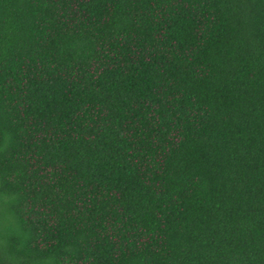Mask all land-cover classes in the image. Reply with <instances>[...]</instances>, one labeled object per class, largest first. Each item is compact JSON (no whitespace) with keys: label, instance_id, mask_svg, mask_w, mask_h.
<instances>
[{"label":"trees","instance_id":"obj_1","mask_svg":"<svg viewBox=\"0 0 264 264\" xmlns=\"http://www.w3.org/2000/svg\"><path fill=\"white\" fill-rule=\"evenodd\" d=\"M0 264H264V0H0Z\"/></svg>","mask_w":264,"mask_h":264}]
</instances>
